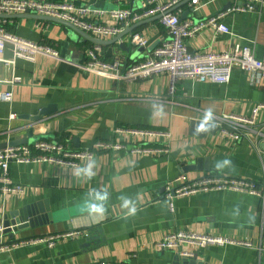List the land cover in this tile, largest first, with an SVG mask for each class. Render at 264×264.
I'll use <instances>...</instances> for the list:
<instances>
[{
  "label": "crops",
  "instance_id": "0c3cea01",
  "mask_svg": "<svg viewBox=\"0 0 264 264\" xmlns=\"http://www.w3.org/2000/svg\"><path fill=\"white\" fill-rule=\"evenodd\" d=\"M71 1L75 7L85 5L92 11L86 15L87 20L113 24L121 29L116 36L103 39L100 57L105 61L119 56L129 64L142 62L168 39L159 18L150 16L142 19L131 33L114 41L128 27L123 22L116 24L109 11L139 12L145 0ZM240 2L199 0L196 5L190 2L180 5L181 2L176 10L181 11V19L197 21ZM6 20H9L10 32L54 48L60 59L38 55L32 63L18 60L15 72L22 81L16 85L7 83L12 68L0 67V93H12L10 102L0 100V144L22 139H28L26 144L48 140L82 150L97 140L124 142V134L115 132L117 127L167 130L170 140L169 152L155 155L98 151L92 159L96 167L91 178L73 174L75 168L91 160L75 167L11 163L10 179L23 191L0 195V214L24 206H40L47 209L51 218L43 224L14 232L12 238L1 234L0 242L70 231L81 234L61 239L52 248L35 244L0 254V264H97L99 260L175 264L173 252L159 250L155 245L165 233L176 229L245 239L255 247L192 248L202 263L264 264V250L256 249L264 245V198L234 192L200 193L176 199L173 212L168 210L163 198L165 183L181 173L189 179L211 173L260 181L264 170V139L249 133L233 140L217 129L213 132L199 130L191 122L227 114L248 117L255 106L264 103V83L252 85L249 75L238 69L233 71L227 84L180 79L174 85L173 94L166 74L137 81H117L80 68L87 50L95 44L65 25L31 17ZM225 23L238 38L205 28L186 39L189 51L222 52L232 49L241 40L251 43L255 54L262 56L264 8L261 15L255 12L230 14ZM135 32L148 39L147 47L132 45L131 34ZM11 55L12 48L7 45L4 56ZM159 106H163V112L154 114L153 109ZM41 110L46 111L41 120L25 119L39 116ZM263 121L264 109H261L256 122ZM151 143L157 147L164 145L161 138ZM224 159H230L231 166L217 170L216 163ZM196 163L197 167L193 168ZM91 190L108 193L103 217L89 213ZM123 198L134 203V213L122 208Z\"/></svg>",
  "mask_w": 264,
  "mask_h": 264
},
{
  "label": "built area",
  "instance_id": "2783aa9c",
  "mask_svg": "<svg viewBox=\"0 0 264 264\" xmlns=\"http://www.w3.org/2000/svg\"><path fill=\"white\" fill-rule=\"evenodd\" d=\"M115 1L121 2L124 0ZM182 1L184 0H145L141 10L135 13L129 9L110 10L109 15L114 22L116 24L123 22L126 27L144 18L160 15L159 22L166 29L168 39L156 46L150 57L142 62L132 64L126 63L125 58L119 56L108 61L103 60L100 57V45L95 44L87 50L85 62L80 65V68L84 72L103 75L117 81H137L166 74L169 77L171 94H173L175 83L180 79L227 84L236 69L249 75L252 85L263 84L264 53L261 57H258L251 43H243L240 40L230 50L193 53L189 51L186 39L205 28H211L218 34L238 38L237 33L233 32L225 23V18L234 13L255 12L261 15L264 0H240L241 2L238 4L231 5L225 10L218 11L197 21L188 18L181 19V11L176 9ZM198 1L190 0L189 2L190 5H196ZM90 12L92 11L85 5L75 7L71 0L61 2L0 0V15L34 14L56 18L70 23L98 40L116 36L121 31L118 26L113 24L87 20L86 15ZM5 23L6 19L0 17V67L8 65L12 68V75L7 83L16 85L22 81V77L15 72L18 60L32 63L38 55L60 59L59 53L54 48L22 38L6 30L4 28ZM240 39L242 38L240 37ZM131 43L136 48H144L148 46L149 41L142 34L135 32L131 34ZM7 45L12 48V55L8 58L4 56ZM11 99V91L0 93L1 101L10 102ZM261 109H264V103L255 106L248 117L227 114L211 116V118L217 121L216 129L219 133L230 139L239 140L249 133H254L264 139V121L259 124L256 122V117ZM115 132L123 133L126 140L124 142L97 140L89 148L82 150H73L63 142L48 140H36L30 144L15 146L6 145L0 149V195L8 196L23 191L20 185L14 184L10 179L9 165L11 163L19 165L55 164L75 167L82 162L92 160L98 151L136 155H155L169 152L170 133L167 130L117 127ZM159 138L163 139L164 145L157 147L153 145L154 143H151ZM260 178V181H253L243 177L210 173L189 179L184 173H181L175 179L165 183L163 198L170 212L175 209L176 199L200 193L234 192L264 198V170ZM80 234V232L70 231L6 243L0 242V254L35 244H44L52 248L61 239L77 237ZM227 246L255 249L253 243L245 239L204 234L185 229H176L165 233L155 245L159 250L173 252L179 259H190L196 256L192 248L202 250L209 247ZM256 249L259 251L264 250V245L256 246ZM97 264L135 263L99 260Z\"/></svg>",
  "mask_w": 264,
  "mask_h": 264
},
{
  "label": "water",
  "instance_id": "95a60500",
  "mask_svg": "<svg viewBox=\"0 0 264 264\" xmlns=\"http://www.w3.org/2000/svg\"><path fill=\"white\" fill-rule=\"evenodd\" d=\"M190 0H184L182 1V4H187ZM179 5V6H180ZM0 17L4 19H14V18H25V17H31L35 18L38 20H44V21H50V22H56L65 25L68 27L70 30L74 31L76 34L82 36L83 38L93 42L94 44H104L105 42L103 40H98L95 39L88 34L84 33L80 29L74 27L68 22L52 18V17H47V16H41V15H34V14H11V15H0ZM160 15H156L154 18H159ZM153 18V19H154ZM183 19V18H182ZM152 20V17H151ZM142 23H136L135 25H132L131 27H128L123 33L119 34L114 41L117 39L121 38L125 34L131 33L137 26H139ZM46 115L45 110H41L39 116L37 117H25V119H29L31 122H35L38 120H41L43 116ZM216 120L210 118L207 121H192L191 124H194L195 127L199 130L202 131H210L213 132L216 129ZM30 133V130H28V134ZM28 142V139H22L21 140H15L11 142H4L0 144V149L4 148L6 145L8 146H15V145H20V144H26ZM199 161V160H198ZM193 168L197 167V163L192 166ZM51 215L48 213L46 208H42L40 206H24L21 207L17 210H14L10 213H5V214H0V235L1 234H8L9 238L13 237L14 232H19L20 230L27 229L28 227H34L39 224H43V221L47 222L50 220ZM48 219V220H47ZM47 220V221H46ZM90 240H93L90 238ZM175 264H205L202 263L201 261L198 260L197 255L194 256L193 258L190 259H179L176 257L175 259Z\"/></svg>",
  "mask_w": 264,
  "mask_h": 264
},
{
  "label": "clouds",
  "instance_id": "9594fccd",
  "mask_svg": "<svg viewBox=\"0 0 264 264\" xmlns=\"http://www.w3.org/2000/svg\"><path fill=\"white\" fill-rule=\"evenodd\" d=\"M154 114L156 113H162L163 112V106H159L158 108L153 109ZM231 160L230 159H224L222 161H219L216 163L215 167L217 170H222L226 167L231 166ZM96 167V162L94 160L89 161L85 166L83 167H77L73 170V174L76 177H88L91 178L95 173L93 169ZM108 199V193L97 191V190H91L88 193V200H89V213L103 217L105 212L104 202ZM122 208L128 209L130 213L135 212V205L134 203L128 199L123 198Z\"/></svg>",
  "mask_w": 264,
  "mask_h": 264
},
{
  "label": "trees",
  "instance_id": "16d2710c",
  "mask_svg": "<svg viewBox=\"0 0 264 264\" xmlns=\"http://www.w3.org/2000/svg\"><path fill=\"white\" fill-rule=\"evenodd\" d=\"M8 21H9V20H6V23L4 24V28H5L6 30H9V29H7V23H8Z\"/></svg>",
  "mask_w": 264,
  "mask_h": 264
}]
</instances>
